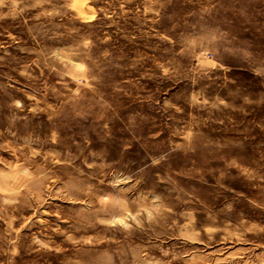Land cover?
Segmentation results:
<instances>
[{
	"label": "rangeland",
	"instance_id": "374dc122",
	"mask_svg": "<svg viewBox=\"0 0 264 264\" xmlns=\"http://www.w3.org/2000/svg\"><path fill=\"white\" fill-rule=\"evenodd\" d=\"M0 264H264V0H0Z\"/></svg>",
	"mask_w": 264,
	"mask_h": 264
}]
</instances>
